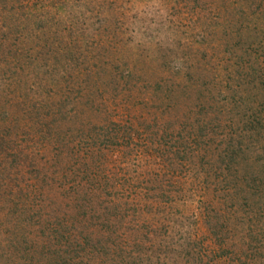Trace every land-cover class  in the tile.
<instances>
[{
  "label": "rangeland",
  "instance_id": "1",
  "mask_svg": "<svg viewBox=\"0 0 264 264\" xmlns=\"http://www.w3.org/2000/svg\"><path fill=\"white\" fill-rule=\"evenodd\" d=\"M10 1L0 7V264H62L58 252L113 264L119 238L192 240L187 264L264 262V243L253 251L259 238L239 234L244 211L255 233L264 227L244 199L264 178V142L240 122L264 94V0ZM240 141L244 163H230L224 150Z\"/></svg>",
  "mask_w": 264,
  "mask_h": 264
},
{
  "label": "trees",
  "instance_id": "2",
  "mask_svg": "<svg viewBox=\"0 0 264 264\" xmlns=\"http://www.w3.org/2000/svg\"><path fill=\"white\" fill-rule=\"evenodd\" d=\"M6 1V2H5ZM9 6H14L12 4V1H10L9 3H7V0H0V7L4 8L6 10V7H9ZM12 11L16 12V10L14 8H12ZM35 18H38L39 20H41V25H40V28L39 29H43L44 30V25H42V21L45 19H43V17L39 16V15H36ZM46 25V24H45ZM260 34H257V35H262L264 33H262L263 31H259ZM37 33V32H36ZM37 37H38V33L36 34ZM38 39L40 40L41 44L43 45H48L46 43V41L42 42L41 39L38 37ZM40 44V45H41ZM262 50H264V47L262 48ZM242 93L243 94H246L248 93V91H244V89H242ZM256 96H261L260 98V101H258L257 98L253 97L254 100L250 99V101L246 102L245 103V112H241L240 114V122L244 125V132L246 133V131H248L249 133H252L253 134V137H262V141L264 142V94H258ZM31 114H33V111H31ZM37 118V117H36ZM6 134V136H11V130H8V131H5L4 132ZM255 139H252L251 140V143H250V146L253 145V141ZM257 141H259V139H257ZM4 143H6V139H5V135H2L0 133V149L1 150H4ZM243 142L240 141V143H237V145L235 146H231L230 145L228 146V148H226L224 150V157H226V159H228L230 161V163L232 162H235L236 164H240V163H244L242 160H244V157L242 156L244 154L243 150L241 149L242 148V144ZM245 144V143H244ZM248 147V152L250 151V156L252 157L253 155L256 154L255 152V146H252V149H249L251 147ZM8 149H11V151L14 150V148L10 145V147L6 146ZM0 162H2L0 160ZM27 161L24 163V165H27ZM254 165H255V162L253 161ZM247 166L250 165L249 164H246ZM260 165V160H257V164L256 166H259ZM17 166V165H15ZM250 167V166H249ZM248 167V171L250 170ZM251 170H253V168H251ZM259 173L258 175H262L264 173L263 169H258L257 170ZM22 174V173H21ZM21 174H18V177L22 175ZM18 177H16L17 181L20 180ZM259 177V176H258ZM260 178V177H259ZM15 179V180H16ZM262 182L258 185H261V186H258V187H255V193L256 194H252L251 196L248 195V198H244V199H247L250 203V205H248L249 207V211H252L253 213H255L257 215V220L260 222L261 220L264 221V219H260L259 218V215H258V210L261 209V207H259V200H261L262 198H264V178L262 179ZM246 183V186H249L251 185L250 187L252 188L255 184H256V181L254 180V175L253 173L251 175H249L247 177V179L245 180ZM26 183L27 181H24L20 184H17L16 188H20L22 186V188H25L26 187ZM30 187V184L28 183L27 184V188ZM32 187V186H31ZM250 191H246V193H249ZM235 193V196H236V199H240L241 197H239V192L238 191H234ZM24 194V193H22ZM233 194H231V205L233 206L234 205V197H232ZM243 195L245 196V190H243ZM259 197L258 201L257 202H251L250 198L251 197ZM83 197H85L86 199H90L89 198V194L86 192V190L84 191L83 193ZM20 202L23 204V205H26L27 203V199H20ZM259 202V203H258ZM238 212L239 211H244L245 208L243 207V204L242 203H238ZM247 208V207H246ZM246 214V215H245ZM248 216V220H246L244 218L245 221H243L240 229H239V234L247 237L246 235L248 234V236H250L251 238H254V237H257L259 239H256V241L252 244L251 248L253 251H258L260 250L262 247H263V243L262 241H264V227L261 228L260 232H257L255 233L256 231V227H253L254 226V223H255V219L254 217L251 216V214H248L244 211V217ZM35 219V217H33ZM264 225V223H263ZM259 229L258 227V224H257V230ZM23 230H24V227H23ZM255 233V234H254ZM21 236L23 237V233H21ZM144 242L143 243H133L131 241H126V240H123L122 238H119V241L120 243L117 244L118 246V250L115 251V254H117L119 257H120V260L119 261H115L113 260V264H167L166 262L168 261H171V264H187L190 260L193 261L194 259L192 258L193 257V250L195 248H198L197 244L190 240V241H187L186 239L184 240V243L181 244L180 243V247L176 248V249H173L174 246H167V240L163 241L162 243L158 244L157 246L153 245L150 243V240H148L147 238H143ZM108 242V241H107ZM106 242V244H107ZM93 243V241L91 242V244ZM225 243H223L224 245ZM51 247V246H50ZM93 247H96L94 248V252H99L98 251H95V249L98 248L97 245L93 246ZM230 246L227 247V251L223 253L222 256L224 257H227V255L229 256L228 254V248ZM249 246H246V245H239L237 247V249L235 250L234 254L236 255H239V256H247V254H245L247 251H249L248 249ZM8 248H12V249H17V246L16 244L11 241L8 245ZM88 248L87 246H84L83 249H86ZM102 249H106V245L102 246L101 247ZM109 248V247H107ZM179 249L181 250V252L179 251ZM226 249V248H225ZM90 252V253H93ZM90 253H87L88 255H90ZM232 253V252H231ZM57 257L61 260V263L62 264H74V263H77V262H72V258L70 257H67L65 256L64 254L62 253H56ZM4 255L2 254L1 257H3ZM220 259L223 258L221 256H219ZM214 259V263L216 261H218L217 258H213ZM259 259V264H264V262L260 259ZM241 261V260H240ZM219 262V261H218ZM80 264H86L85 262H79ZM51 264V263H50ZM107 264V262H106Z\"/></svg>",
  "mask_w": 264,
  "mask_h": 264
}]
</instances>
